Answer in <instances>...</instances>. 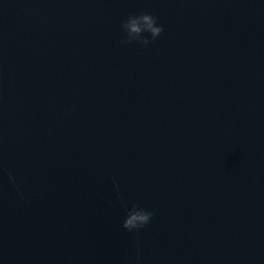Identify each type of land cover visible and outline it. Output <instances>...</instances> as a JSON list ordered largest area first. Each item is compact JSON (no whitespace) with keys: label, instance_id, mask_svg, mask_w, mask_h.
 Segmentation results:
<instances>
[{"label":"water","instance_id":"1","mask_svg":"<svg viewBox=\"0 0 264 264\" xmlns=\"http://www.w3.org/2000/svg\"><path fill=\"white\" fill-rule=\"evenodd\" d=\"M0 264H264V0H0Z\"/></svg>","mask_w":264,"mask_h":264},{"label":"clouds","instance_id":"2","mask_svg":"<svg viewBox=\"0 0 264 264\" xmlns=\"http://www.w3.org/2000/svg\"><path fill=\"white\" fill-rule=\"evenodd\" d=\"M122 31L126 34L127 40H143L145 45L147 39H143V33H150L153 40H156L163 31L158 18L151 12H142L135 17H129L122 24ZM127 41H122L126 43ZM153 212L145 207H138L133 213L123 219V228L133 232L144 228L152 219Z\"/></svg>","mask_w":264,"mask_h":264}]
</instances>
